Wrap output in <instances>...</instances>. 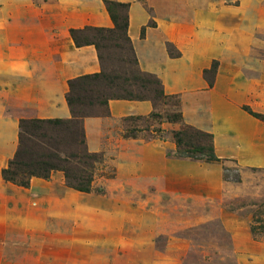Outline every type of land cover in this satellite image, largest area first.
<instances>
[{
  "label": "crops",
  "instance_id": "0c3cea01",
  "mask_svg": "<svg viewBox=\"0 0 264 264\" xmlns=\"http://www.w3.org/2000/svg\"><path fill=\"white\" fill-rule=\"evenodd\" d=\"M112 1L130 4L128 35L139 66L156 75L167 94L181 95L185 121L213 133L219 158L246 159V165L264 168L262 125L240 103L252 96L251 107L264 112L257 105L264 98V81L258 71L228 67L229 59L240 58L237 44L246 43V34L224 33L220 22L199 15L203 12L195 6H179L195 13L187 20H167V0ZM86 26L114 27L105 0H43L40 5L0 0V264H182L175 238L162 247L157 243L166 233L163 222L171 217L183 221L165 208L187 210L196 198L195 185L202 187V197L219 198L223 179L210 166L167 158L160 139H122L112 149L103 133L107 118L85 119L90 151L115 158L118 177L105 194L69 188L61 172L49 180L34 177L28 188L2 177L18 148L20 120L70 119L69 81L101 72L95 45L77 47L70 34L72 28ZM169 43L180 56L170 55ZM215 60L219 65L210 86L204 72ZM109 109L112 117L122 118L148 116L154 106L111 100ZM148 169L157 171L156 182L125 179ZM151 189L164 206L155 209L149 193L139 194Z\"/></svg>",
  "mask_w": 264,
  "mask_h": 264
},
{
  "label": "rangeland",
  "instance_id": "374dc122",
  "mask_svg": "<svg viewBox=\"0 0 264 264\" xmlns=\"http://www.w3.org/2000/svg\"><path fill=\"white\" fill-rule=\"evenodd\" d=\"M42 1L33 0L34 4L37 5L42 4ZM52 2L54 0H49V3ZM166 5L169 11L167 10L165 12L166 15L163 16L167 20L172 18L187 20L188 16H193L195 13L180 11L179 6L183 7V9L186 6H195L200 8V12H203L202 14L199 13V15L211 16L215 21L220 22L224 26V33H245L246 43L242 44L240 41L237 44L240 58L231 61L229 59L228 67L255 71L256 73L258 71L264 81V0H167ZM97 39L106 69L104 72L105 78L100 79L99 91H95V96L97 97L98 93V96L104 97L105 100L110 97L128 98L131 93H135L138 91L137 89L141 88L140 81L142 78L138 71L139 68L136 67L131 56V51L129 49L128 51H123L116 48V41L108 40L106 35L98 36ZM169 44L174 54L180 56L181 53L175 45ZM124 49L126 50L127 46H124ZM124 59L127 60L124 62ZM214 63L218 67L219 61L215 60ZM209 78L212 83L215 82V76L213 77L211 73ZM262 90L264 91V88ZM167 95L175 96L174 102L180 101V107L178 108L181 110V95ZM145 101L152 102L151 100ZM250 101H253L252 96L242 97L240 100L241 105H243L242 109L245 111L244 108L248 107L253 112L262 115L263 119H256L261 123L263 128L261 131L264 135V112L253 109L251 104H249ZM257 105L264 110V98L258 99ZM153 106V112L159 113L162 116L161 119L151 118L150 115L153 112L148 116L130 115L114 118L111 116L109 109L110 116H103L107 118V123L103 128V133L108 138L107 146L110 147L111 144L112 149H118L116 147L119 143L118 140L122 139L144 140L145 142L160 139L162 140V145H164L166 157L178 159L173 155L177 151L173 133L180 130L183 124L164 121V117L167 114L176 111V105L173 102H169L168 104L160 103L156 105L157 107L155 104ZM183 123L191 125L185 119ZM194 127L202 130L196 126ZM159 130L162 131L160 132ZM202 131L210 133L205 130ZM129 135L134 138H126ZM110 137H113L112 141ZM102 153L104 154V161L97 165L96 175L92 183L93 191L91 192L96 191L100 194H105L109 192L107 185L117 179L118 173L115 158L104 152ZM221 159L220 163L203 162L204 164L200 161L184 159L200 165L210 166L212 171L221 173L223 191L219 198L206 199L202 197V187L195 185L193 186V191H195L196 198L192 199L191 205L187 206V210L179 213L177 207L173 205L165 208L169 214H175L178 218L181 216L183 221L175 222L174 218L171 217L170 220L163 222L165 226L164 232L166 233L158 237L157 243L159 247H162L169 241L172 242L175 238L180 243L182 264H251L255 260H264V168L246 165L244 163L246 159ZM224 168L230 169L227 173L230 179H238L239 181H228L225 178ZM148 170L150 171L146 170L143 175L133 174V177L127 175L125 179L139 182H156L157 171ZM198 174H191V176L198 178ZM141 192L149 193L148 198L151 207L156 209L159 205L164 206V203L159 201L157 197L156 189L139 191V194ZM147 199L145 202H147ZM168 213L167 215H169ZM254 215L259 218V225L263 226L259 230L258 238L250 230ZM246 222L250 225V231L247 230ZM246 230L249 232L248 238L245 236ZM255 242H259L261 247H255Z\"/></svg>",
  "mask_w": 264,
  "mask_h": 264
},
{
  "label": "trees",
  "instance_id": "16d2710c",
  "mask_svg": "<svg viewBox=\"0 0 264 264\" xmlns=\"http://www.w3.org/2000/svg\"><path fill=\"white\" fill-rule=\"evenodd\" d=\"M105 4L114 23L112 29L87 26L70 30L71 37L77 47L95 45L103 73L82 76L69 81L67 102L72 115L70 119L24 118L20 120L17 151L9 161L8 166L2 171V177L6 182L28 188L34 177L49 180L53 173L61 172L69 188L85 193L93 191L92 183L96 175L97 165L104 161V154L90 151L86 141L84 123L87 118L110 116V100H151L155 106L160 103H175L176 111L164 117L165 122L183 124L180 130L173 133L177 146V151L173 155L177 158L207 163H220L222 161L215 152L213 133H206L183 123L184 116L178 108L180 101L174 102L175 96H169L165 93L163 83L156 75L141 70L128 35L130 4L112 0H105ZM152 25L154 23L151 22ZM144 32L145 29L142 31V36H144ZM104 35L107 36L108 40L116 41V48L123 51L129 49L136 67L139 68L138 71L142 76L141 88L137 89L138 91L135 93H131L128 98L110 97L105 100L104 97L98 96V93L97 97L95 96V91H99L100 79L105 78L106 67L97 39L98 36ZM124 46H127L126 50ZM167 48L172 57L179 56L174 54L170 44L167 45ZM217 68L214 63L210 69L204 72L210 86L213 83L209 75L211 73L214 77ZM146 92L148 93L146 94ZM244 109L251 116L257 119L262 118V115L253 112L248 107ZM150 117L161 119L162 116L153 112ZM130 137L134 138L130 135L126 138ZM224 170L225 178L228 181H239L228 177L229 168H224ZM259 223V218L254 215L251 231L256 238H258L259 230L263 227Z\"/></svg>",
  "mask_w": 264,
  "mask_h": 264
}]
</instances>
